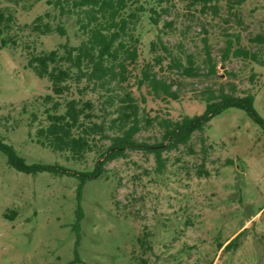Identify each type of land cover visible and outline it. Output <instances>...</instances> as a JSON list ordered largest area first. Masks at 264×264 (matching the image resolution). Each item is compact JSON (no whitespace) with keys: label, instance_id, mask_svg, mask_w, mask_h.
<instances>
[{"label":"rangeland","instance_id":"rangeland-1","mask_svg":"<svg viewBox=\"0 0 264 264\" xmlns=\"http://www.w3.org/2000/svg\"><path fill=\"white\" fill-rule=\"evenodd\" d=\"M132 1L145 12L134 31L140 60L130 89L143 125V118L157 121L136 135L134 150L102 164L90 181L87 173L103 161L99 153L74 163L67 154L36 144L35 132L46 122L44 109L50 104L43 98L52 94L51 84L26 67L30 53L66 43L77 46L82 38L74 19H58L45 2L21 11L0 0V8L16 19L9 33L15 45L0 47V140L28 165H54L73 174L18 172L0 152V264H264V134L259 124L240 109L222 112L193 135V154L181 146L162 153V173L156 172L154 155L146 149L162 142L161 119L201 114V93L207 88L237 97L252 94L254 111L264 121V44L254 42L264 36V0L239 5L222 0L216 15L201 13L199 6L189 8L187 0ZM150 9L160 14L156 25L151 24L150 17H156ZM46 13L53 25L65 28V36L29 31L34 19ZM158 36L167 52L159 44L152 47ZM203 38L216 64L215 75L208 74L211 63ZM227 42L230 54L222 62ZM237 49L255 53L258 62L232 57ZM186 55L198 68L195 78L168 68L171 58L185 63ZM156 57L162 58L160 65ZM146 62L173 84L178 100L164 103L152 97L147 85L138 88ZM70 97L79 98L74 88L54 99L63 105ZM83 98L99 105L96 92ZM78 206L83 216L77 238ZM237 235L235 245L224 251Z\"/></svg>","mask_w":264,"mask_h":264},{"label":"trees","instance_id":"trees-1","mask_svg":"<svg viewBox=\"0 0 264 264\" xmlns=\"http://www.w3.org/2000/svg\"><path fill=\"white\" fill-rule=\"evenodd\" d=\"M5 1L15 8H21V11L31 10L36 3L45 2L47 6L55 9L58 19H74L76 33L82 38L79 44L76 46L66 43L49 52L30 53L26 67L37 78L47 79L51 84L52 94L43 98L44 104L50 105L44 109L45 124L35 132L36 144L55 154H67V159L74 163L83 162L90 153H99L100 159H103L102 163H97L95 169L86 175V180L91 181L98 177L102 164L121 159L127 150H134L137 146L136 135L157 121V118L153 120L143 118L145 123L143 125L139 115L140 105L130 89L132 87L130 82L135 76L140 60V41L134 31L145 8L142 5L133 7L137 1L132 0ZM221 1L187 0V5L189 8L199 6L201 13L211 12L216 15ZM244 1L234 0V4L239 5ZM150 11L151 15L156 17H150L151 24L156 25L160 14L154 9ZM15 21L11 11L0 8L1 48L15 45L14 35L9 34ZM28 29L39 36L52 33H57L59 36L66 35L65 28L61 24H52L49 13L37 16ZM254 42L264 44V36H256ZM203 43L207 60L211 63L208 74L215 75L216 64L212 63L209 57V46L205 38ZM157 44L162 46L165 52L168 51L159 36L152 47L155 48ZM230 49V42H227L222 52V62L228 59ZM232 57L257 61L255 53L243 49L235 50ZM161 63L162 58L156 57L155 64ZM168 68L176 70L187 79L198 76V68L194 66L191 56L186 55L185 63L180 58H171ZM153 69L149 62L142 66L141 78L137 81L138 88L147 85L152 97L164 103L178 100V92L172 91L173 84L166 78H159ZM73 88L79 98L70 97L63 105L54 99L71 94ZM87 92L97 93L99 103L97 107L93 101L84 100L83 96ZM201 95L205 102L201 114L192 117L183 116L178 120L163 118L157 122L162 131V142L146 147L147 152L154 155L157 173H162L165 167V159L162 157L164 151L177 150L181 146L186 148L189 154H193L189 145L193 135L202 133L214 117L228 109L243 111L260 125L264 134V121L254 111L252 94L237 97L223 92L222 89L214 91L212 88H207L203 89ZM141 100L144 98L141 97ZM61 106L62 112L59 111ZM33 117L35 118V115ZM107 141L108 145L103 147V142ZM201 141L204 143L203 138ZM0 152L6 156L7 164L18 172L35 175L41 172L72 174L54 165H28L17 155L12 146L2 140H0ZM198 173L208 175L206 171L199 170ZM81 189L82 185L80 192ZM82 216V210L78 206L74 226L77 238ZM240 236L237 235L232 239L223 250L232 248Z\"/></svg>","mask_w":264,"mask_h":264}]
</instances>
